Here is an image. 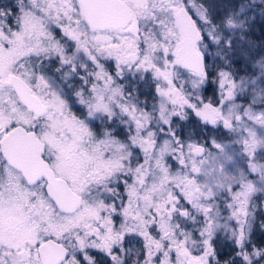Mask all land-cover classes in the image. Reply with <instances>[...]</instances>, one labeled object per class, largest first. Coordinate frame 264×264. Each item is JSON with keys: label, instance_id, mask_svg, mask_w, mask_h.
<instances>
[{"label": "rangeland", "instance_id": "1", "mask_svg": "<svg viewBox=\"0 0 264 264\" xmlns=\"http://www.w3.org/2000/svg\"><path fill=\"white\" fill-rule=\"evenodd\" d=\"M124 1L132 22L95 33L76 0H0V138L14 124L35 128L47 144L45 158L84 197L77 212L61 213L44 182L28 185L0 151V264H41L37 246L49 237L70 248L62 264H186L183 250L203 264H264L258 250H248L264 233V41L254 34L255 23L264 22L257 9L264 0ZM181 6L204 35L198 43L207 59L202 75L176 62ZM42 57L51 59L39 69ZM13 72L47 103L44 118L19 101ZM138 84L150 98L137 97ZM188 86L193 100L183 89ZM96 97L101 106H117L119 126L162 174L170 169L166 158L143 137L154 124L196 112L210 146L179 143L172 157L184 174H172L163 190L146 182V161L142 178L130 182L125 195L100 198L90 187L114 183L124 156H98L88 123L68 117L71 102L90 106ZM147 103H159L158 117ZM188 131L198 135L191 125ZM197 147L205 148L202 156ZM222 242L229 250L220 261L224 250L216 245Z\"/></svg>", "mask_w": 264, "mask_h": 264}, {"label": "water", "instance_id": "2", "mask_svg": "<svg viewBox=\"0 0 264 264\" xmlns=\"http://www.w3.org/2000/svg\"><path fill=\"white\" fill-rule=\"evenodd\" d=\"M79 12L90 31H107L126 28L133 20L131 8L124 0H77ZM175 16L183 36L181 45L176 49V62L182 68L204 74L207 59L199 51L203 32L191 11L179 7ZM10 83L19 101L35 117L46 115L49 107L33 90V87L20 74L13 72ZM46 142L36 130L23 124H16L0 138V151L4 160L18 170L28 185L45 182V192L56 208L63 214L77 212L84 203V197L76 191L70 182L58 175L45 158ZM204 147H197L195 152L202 156ZM41 264H62L70 255V248L53 237L42 240L37 246ZM181 255L186 264H203L202 260L188 250Z\"/></svg>", "mask_w": 264, "mask_h": 264}, {"label": "trees", "instance_id": "3", "mask_svg": "<svg viewBox=\"0 0 264 264\" xmlns=\"http://www.w3.org/2000/svg\"><path fill=\"white\" fill-rule=\"evenodd\" d=\"M257 9H259L264 16V3H260ZM255 25H257V29H258L254 33L255 37H257L258 40L260 39V42L262 43V41H264V22L261 21L260 23H255ZM111 32L114 31L108 30L100 33H111ZM95 33H99V31ZM261 46H263L264 48V44H261ZM56 58L57 60H59L58 57ZM49 59L51 58L42 57L40 61L38 60L39 61L37 65L38 68L40 69L42 65L43 66L46 65L45 62ZM90 73L92 74V72ZM133 86H135V84ZM140 87L138 84L134 88L135 90L137 89L139 91L141 89ZM128 88L130 89V85ZM183 89L190 94L189 96L191 97V100L195 99V95L192 93L191 90L192 88L188 86L187 88H183ZM83 90H84L83 92L86 91L85 87H83ZM87 90H90L89 85ZM86 93L88 94V92ZM140 93L142 100H145V98L146 99L150 98L151 91L149 90L145 91L143 88L142 90H140V92L137 93V97H140ZM76 100L78 101V103L71 102L70 113L72 114L68 115V117L70 116L71 119L73 120L76 119L81 124L83 122L84 125L88 123L87 128L91 130L90 132L95 134L97 138V143H99L95 148L97 150L98 156H102L104 158V156L106 155V159H107V156H109V152L110 155H114L115 157L124 156V162L122 163L123 165L116 172L117 176L114 177L115 179L114 183H111L110 180H105V184L102 186L95 185L94 187H90L91 190H95V193H97V195L100 198L111 197L110 194H114V193L117 196L125 195L126 186L130 184V182H132L133 180H140L142 178V172L146 168L145 165L146 161L149 166L148 167L149 172L146 174L145 177L146 182L151 184L152 185L151 187L153 188L155 187V191L163 190L168 185L169 179L170 178L173 179L172 174L175 175L174 179L176 178V176L184 174L183 173L184 167L179 162V159H173L172 157L175 154L174 148L179 147V143L183 144L184 146H188L192 142L198 143L202 141L207 148H209L210 146L208 139L201 135L203 133L201 129L203 124L201 123V117L196 112L192 111V115L187 116L188 117L187 120L182 118L181 115L176 114L172 118L169 124L162 125L161 122L154 124L155 125L154 127H149V129L147 130L149 135L148 136L144 135L143 137H147L149 140H151V142L155 145L158 154H161L160 157L166 158V161L164 160L165 168L168 166L170 167V169L167 171V173L162 174L160 173L159 168L154 169V164H155L154 159L153 158L148 159L147 156H145V153L143 152L144 149H142L138 140L133 141L132 136L127 131H125L123 127L119 126L118 123L120 120L122 121V116L118 112H116L117 110L116 105L112 106L110 103H108L101 106V104L98 103L97 97H96L97 102L91 104L90 106L84 105L78 99ZM148 103L146 107L155 108L153 112L155 113L156 117H158L159 103L153 105H150ZM109 110H112L114 114L111 115L109 113ZM189 125H191V127L196 131V133H198L197 136L194 137L190 136L188 131ZM30 129H35V128H30ZM103 145H105V147L104 149L101 150L100 146ZM106 146H110V149L108 151ZM86 147H88L86 149L87 153L91 154L92 147L89 146ZM82 151L83 150L81 149V152ZM169 174H171V176ZM110 189H112L111 191H113V193L110 191ZM252 244L253 247H248V250L249 251L258 250L259 252L256 258L264 263V233L263 234L261 233L258 237L254 238ZM228 245L229 244L226 242H222L216 245V251H219L220 249L224 250V252H218L217 254L220 261L228 257V252H226L227 250H229ZM232 249L235 250L236 253L233 251L235 255L238 254V251L234 248H231L230 250L231 252ZM240 251H242V249H240ZM232 258L229 259L232 260Z\"/></svg>", "mask_w": 264, "mask_h": 264}, {"label": "flooded vegetation", "instance_id": "4", "mask_svg": "<svg viewBox=\"0 0 264 264\" xmlns=\"http://www.w3.org/2000/svg\"><path fill=\"white\" fill-rule=\"evenodd\" d=\"M77 1V0H76ZM77 5H78V2H77ZM79 8V7H78ZM80 13V12H79ZM194 16V15H193ZM119 30V29H118ZM108 31V30H107ZM113 31H115V30H113ZM97 32V31H96ZM99 32H105V31H99ZM12 86V85H11ZM13 88V87H12ZM16 124H14V125H12L10 128H12L13 126H15ZM9 128V129H10ZM9 129H7L5 132H7V131H9ZM46 148H47V146H46ZM46 152V151H45ZM44 156H45V154H44ZM7 163V162H6ZM8 164V163H7ZM9 165V164H8ZM51 165V164H50ZM11 167V166H10ZM18 171V170H17ZM56 171V170H55ZM19 172V171H18ZM57 172V171H56ZM21 174V173H20ZM58 174V173H57ZM22 175V174H21ZM59 175V174H58ZM41 182H44V181H41ZM36 185V184H35ZM44 189H45V182H44Z\"/></svg>", "mask_w": 264, "mask_h": 264}]
</instances>
